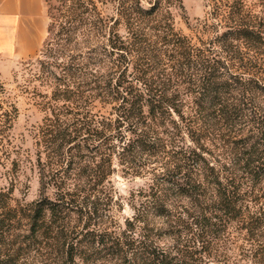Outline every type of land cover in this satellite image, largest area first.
Instances as JSON below:
<instances>
[{"label": "trees", "instance_id": "obj_1", "mask_svg": "<svg viewBox=\"0 0 264 264\" xmlns=\"http://www.w3.org/2000/svg\"><path fill=\"white\" fill-rule=\"evenodd\" d=\"M206 1L189 37L176 27L183 0H45L47 37L26 65L45 98L40 191L56 199L13 204V181L0 191V264L30 240L62 264L95 251L118 264H264V0ZM18 114L0 82V165L15 173ZM115 162L151 176L123 226L96 216L103 198L111 211Z\"/></svg>", "mask_w": 264, "mask_h": 264}, {"label": "rangeland", "instance_id": "obj_2", "mask_svg": "<svg viewBox=\"0 0 264 264\" xmlns=\"http://www.w3.org/2000/svg\"><path fill=\"white\" fill-rule=\"evenodd\" d=\"M185 6V14L188 17L187 21L184 18L178 17L176 20L177 30L193 37V26L197 20L205 19L207 13L213 12L212 7L207 6L206 0H183ZM44 9L47 20V29L49 25V18L47 16V10L44 0ZM47 37V30L39 40V44L34 52L29 54L25 53H3L0 51V82L5 85L8 92V96L16 102L19 114L14 123L12 130V136L14 142L20 147L23 156V163L17 173L13 172V166L10 162L0 165V191H5L11 188V182L14 183L13 204L20 203H32L38 200H52L56 199L53 191L49 190L47 196L41 195L39 175L36 166V147L35 136L38 127L42 124L45 118V111L43 108L45 98L41 95H37L34 88L36 83L27 82L28 68L27 63L33 60L40 51L44 40ZM38 90L42 94H46L47 89L39 87ZM95 112L100 114H107L105 109L96 107ZM144 163V159H139L137 165ZM117 172L112 178L111 185L113 186L111 197V211L107 212L105 203L108 199L103 198L98 202V220L106 221V216L113 218L116 223L121 226L127 219H130L134 215L133 206L136 202L133 198V194H138L141 191L147 190L150 185V178L148 174L134 176L129 172L123 170L122 167H118L117 162L114 163ZM125 171V172H124ZM74 223L77 226H84L85 220L79 221L77 215H71ZM82 231V230H81ZM86 232V231H85ZM20 253V259L16 264H62L61 251H56L48 258L43 251L40 252V245L33 243V241H27L23 243ZM94 255H90L88 258V264H118L115 260L106 258V254L95 251ZM81 262V259L77 260Z\"/></svg>", "mask_w": 264, "mask_h": 264}, {"label": "crops", "instance_id": "obj_3", "mask_svg": "<svg viewBox=\"0 0 264 264\" xmlns=\"http://www.w3.org/2000/svg\"><path fill=\"white\" fill-rule=\"evenodd\" d=\"M46 30L44 0H0L1 52H34Z\"/></svg>", "mask_w": 264, "mask_h": 264}]
</instances>
